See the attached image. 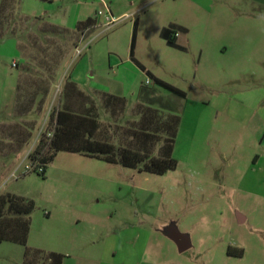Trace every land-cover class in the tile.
I'll list each match as a JSON object with an SVG mask.
<instances>
[{
	"label": "rangeland",
	"instance_id": "1",
	"mask_svg": "<svg viewBox=\"0 0 264 264\" xmlns=\"http://www.w3.org/2000/svg\"><path fill=\"white\" fill-rule=\"evenodd\" d=\"M106 2L113 18L127 16L107 29L97 0H0V195L34 202L27 247L74 264H99L103 248L102 264H264V0ZM88 18L96 22L81 40ZM134 21V59L184 97L131 60ZM172 26L186 29L181 49L160 37ZM70 76L88 98L64 97ZM101 94L124 98L126 110L110 117ZM90 101L120 146L132 143L138 103L158 110L156 138L177 115V168L139 173L59 152L44 176L30 169L51 111ZM171 225L189 236L186 252L165 236ZM24 253L0 243V264H25Z\"/></svg>",
	"mask_w": 264,
	"mask_h": 264
},
{
	"label": "trees",
	"instance_id": "2",
	"mask_svg": "<svg viewBox=\"0 0 264 264\" xmlns=\"http://www.w3.org/2000/svg\"><path fill=\"white\" fill-rule=\"evenodd\" d=\"M47 1V0H44ZM95 20L88 18L77 24V29L82 30L93 27ZM51 30L61 31L56 26L49 25ZM183 31L181 28L172 26L164 28L160 32V37L166 45L181 49L176 44L175 34ZM42 34L48 31H42ZM137 21L133 23V31L130 43V58L136 66L150 77L154 84L163 88L174 95L184 97V92L156 78L150 72H146L134 59V50L136 44ZM49 87V86H48ZM49 89L46 88L41 94L43 99ZM70 95L78 98H86L83 92L78 90L76 84L71 80L66 81L64 97ZM102 109L110 117L117 116L126 110V100L120 96L101 94ZM88 98V97H87ZM88 106L75 108L70 102H64L61 107L54 108L49 114L46 131L41 137L35 150L29 155L31 168L38 171L42 176L45 175L46 168L59 152L70 154H79L85 157L96 159L107 164L119 165L124 168L133 169L139 173L154 175H164L168 171L177 168V162L173 158L175 139L180 118L177 115L170 114L163 124L164 138H156L153 126L158 121V110L144 106L138 103L135 107V115L139 121L134 124L132 130V143L129 145H117L110 141L105 126L100 122L97 114V107L90 101ZM162 142V146L156 153V145ZM35 206L32 200L19 197L13 194L0 195V243L9 242L25 247L24 263L35 264L33 258L41 255L40 264H62L64 258L61 254H44L40 250H34L27 247L28 235L30 232V215ZM229 257L241 258L242 251L228 249ZM49 261V263H47Z\"/></svg>",
	"mask_w": 264,
	"mask_h": 264
},
{
	"label": "water",
	"instance_id": "3",
	"mask_svg": "<svg viewBox=\"0 0 264 264\" xmlns=\"http://www.w3.org/2000/svg\"><path fill=\"white\" fill-rule=\"evenodd\" d=\"M164 233L176 245L179 253H184L191 248L189 236L181 233L174 225L168 226Z\"/></svg>",
	"mask_w": 264,
	"mask_h": 264
},
{
	"label": "built area",
	"instance_id": "4",
	"mask_svg": "<svg viewBox=\"0 0 264 264\" xmlns=\"http://www.w3.org/2000/svg\"><path fill=\"white\" fill-rule=\"evenodd\" d=\"M97 1H98V2L100 3V5L102 6V9L98 10L96 15L99 16V17H103L105 23H104L103 25L101 24V26H103L104 28L107 29V28L111 27V24L118 23V22L124 20L125 18H127V16H122V17H120L119 19H115V18H113V17L111 16V12H110V9H109V6H108V3L106 2V0H97ZM95 22H96V21H95ZM96 27H97V25H96ZM92 28H93V27H91V28H86V29L84 30V32L81 34V35H82L81 40L84 39V35H85V33H87L88 31H90ZM177 35H178V34L176 33V34H175V37H176ZM76 53H77V55H79V54L81 53V50H79L78 48H76ZM13 66H14V64H13Z\"/></svg>",
	"mask_w": 264,
	"mask_h": 264
},
{
	"label": "crops",
	"instance_id": "5",
	"mask_svg": "<svg viewBox=\"0 0 264 264\" xmlns=\"http://www.w3.org/2000/svg\"><path fill=\"white\" fill-rule=\"evenodd\" d=\"M56 27H57V26H56ZM180 28H182L183 31H178V32H177L178 35L181 34V33L183 34V33L186 31V29H185L184 27L180 26ZM178 35L175 37V39H177ZM134 51H135V50H134ZM129 55H130V51H129ZM70 80H71L74 84H76L78 90H80V91L83 92L84 94L88 95L87 93H85L84 91H82V90L79 88V85H78L77 81H76L75 79H73L71 76H70ZM88 96H89V95H88ZM240 218H241V217H240ZM241 219H242V218H241ZM32 249H34V250H40V251H41L42 253H44V254H49V253L61 254V255L64 256V258H63V260H62V264H74V263L69 262V259L71 258V255H68V253H66V252H64V251H58L57 249H51V248H50V249H43L42 247H40V248L35 247V248H32ZM104 252H105V250H104V248H103L102 257L100 258V262H99V264H102V259H103ZM144 252H145V251L142 252V255H144ZM115 255H117V253H113V256H115ZM142 255H141V256H142ZM47 263H49V261H47Z\"/></svg>",
	"mask_w": 264,
	"mask_h": 264
}]
</instances>
